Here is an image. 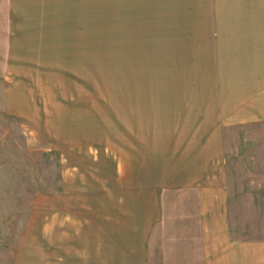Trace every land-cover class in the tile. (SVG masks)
<instances>
[{
	"label": "rangeland",
	"instance_id": "1",
	"mask_svg": "<svg viewBox=\"0 0 264 264\" xmlns=\"http://www.w3.org/2000/svg\"><path fill=\"white\" fill-rule=\"evenodd\" d=\"M5 7L1 0L0 264L137 263L134 244L118 246L126 252L102 250V227L148 225L150 198L166 220L153 226L148 264H199L198 233L204 217L213 236L209 191L219 181L190 177L184 162L182 174L178 162L187 160L184 142L209 137L200 69L163 66L186 61L119 67L121 21L97 13L92 67H7ZM16 7L45 10L43 2ZM222 134L230 237L254 240V264H264V122L227 126Z\"/></svg>",
	"mask_w": 264,
	"mask_h": 264
},
{
	"label": "crops",
	"instance_id": "2",
	"mask_svg": "<svg viewBox=\"0 0 264 264\" xmlns=\"http://www.w3.org/2000/svg\"><path fill=\"white\" fill-rule=\"evenodd\" d=\"M2 1L6 4L7 67H92L93 20L97 13L104 19L121 21L119 67L139 66L136 62L155 67L165 61H186L163 66L200 69L199 82L208 90L206 111L212 120L205 128L209 137L195 145L184 142V149L199 151H183L181 156L187 160L178 162L192 166V171L187 170L190 177L219 181L209 191L215 195L208 207L213 210V236L206 235L210 225L204 217L203 226L199 225L204 229L198 233L199 264H254V240L238 241L230 237L221 185L222 133L227 126L264 122V0ZM19 2H43L45 10L22 12L16 7ZM124 21H128V29ZM141 37L144 39L140 44ZM76 58L80 63L73 65L71 61ZM178 169L182 174L187 172L182 164ZM205 192L201 190V196ZM146 204L151 212L150 216L145 215L147 222L151 217L146 226L140 220L138 224L132 221L121 225V221L103 224L102 234L107 237L102 243L104 252L115 248L131 251L127 246H118L134 244L133 252L137 255L134 264H148L150 256L146 246L153 226L166 219L158 211L157 199L150 198ZM205 205L199 204V211L205 212ZM118 213L120 210L115 212ZM114 234L118 238L110 242L109 237Z\"/></svg>",
	"mask_w": 264,
	"mask_h": 264
}]
</instances>
